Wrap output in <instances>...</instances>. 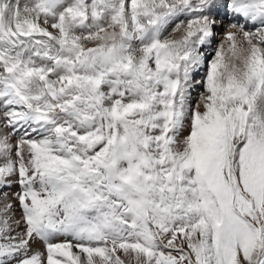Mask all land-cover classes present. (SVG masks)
Masks as SVG:
<instances>
[{"label": "snow or ice", "instance_id": "obj_1", "mask_svg": "<svg viewBox=\"0 0 264 264\" xmlns=\"http://www.w3.org/2000/svg\"><path fill=\"white\" fill-rule=\"evenodd\" d=\"M0 264H264V0H0Z\"/></svg>", "mask_w": 264, "mask_h": 264}, {"label": "rangeland", "instance_id": "obj_2", "mask_svg": "<svg viewBox=\"0 0 264 264\" xmlns=\"http://www.w3.org/2000/svg\"><path fill=\"white\" fill-rule=\"evenodd\" d=\"M50 30H51V29H50ZM219 40H220V42H221V39H219ZM219 40H217V41H215V42L219 43ZM213 45H214V44H213ZM215 45H216V44H215ZM216 47H217V45L215 46V48H216ZM209 51H211V49H210ZM210 56H211V55H210ZM210 56H209V59H211ZM201 71H202V73H200L199 75H196V76H195V79H196V80H202V79H203V77H204V75H205V73H206V71H207L206 67L203 68ZM199 86H200L199 88H197V86H196V87L194 88V90H193V93H192L193 104H195L196 100L198 99L200 92L203 91V87H202V85H199ZM184 134L186 135V134H187V131H185ZM5 190L8 191L9 193L17 192V191H19V185H17V184H13L12 187H11L10 189H5ZM13 205H14L15 214H16L17 218H19V216H20V209H19L18 202H16L15 200H13ZM32 247H33V249H39V250H41V251L44 250V246H43L42 242H37V243L33 244Z\"/></svg>", "mask_w": 264, "mask_h": 264}, {"label": "bare ground", "instance_id": "obj_3", "mask_svg": "<svg viewBox=\"0 0 264 264\" xmlns=\"http://www.w3.org/2000/svg\"><path fill=\"white\" fill-rule=\"evenodd\" d=\"M220 17H222V20H220V18L218 19V20H220L221 21V23L217 26V28H219V30L221 31V33H220V36H218V30H217V28H216V35H215V37L213 38V42H212V44L217 40V39H220V37H222V39H221V41L223 40V38H224V34H225V31H226V28H225V25H227L229 22H227L225 19H223V15H221ZM250 25H248V27H249ZM250 28V27H249ZM251 29V28H250ZM212 49H214V47H213V45H212ZM210 50V49H209ZM211 57V56H210ZM207 69V68H206ZM202 70V69H201ZM201 70H199L196 74H195V76L196 75H199L200 73H202V71ZM200 86L199 85H197V88H199Z\"/></svg>", "mask_w": 264, "mask_h": 264}]
</instances>
